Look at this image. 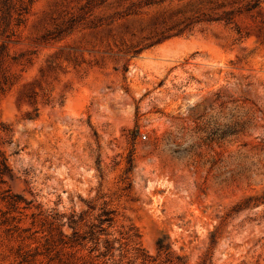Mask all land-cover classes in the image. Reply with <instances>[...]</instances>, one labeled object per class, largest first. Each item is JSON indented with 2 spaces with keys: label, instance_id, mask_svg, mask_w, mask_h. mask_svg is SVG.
Listing matches in <instances>:
<instances>
[{
  "label": "rangeland",
  "instance_id": "obj_1",
  "mask_svg": "<svg viewBox=\"0 0 264 264\" xmlns=\"http://www.w3.org/2000/svg\"><path fill=\"white\" fill-rule=\"evenodd\" d=\"M4 157L0 264H264V0H0Z\"/></svg>",
  "mask_w": 264,
  "mask_h": 264
},
{
  "label": "trees",
  "instance_id": "obj_2",
  "mask_svg": "<svg viewBox=\"0 0 264 264\" xmlns=\"http://www.w3.org/2000/svg\"><path fill=\"white\" fill-rule=\"evenodd\" d=\"M2 165H3V169L0 168V172H4L5 169H8V164L5 161V157L4 160H0ZM108 212L104 211V213L99 215V223H94L92 225V227H90V229L87 231L89 233V237L88 234L87 235H79V231L76 227L77 221L76 219L72 218L70 221V227L72 228V235L69 236V247H73L77 244H81L82 241H80V239L85 240L87 238H90L91 240H94L96 243V248L97 250H100V243H104L105 244V250L100 251L99 254L97 255L98 257H104V261L102 264H106L107 262H109L110 260L113 261V263L118 264V261H116V259L114 258V250H115V245L113 244V241H115L114 238L111 237V233L109 231H107L104 227V223L105 221H111L112 217L108 216ZM66 236H68L67 234H65ZM80 237V239H79ZM157 247L159 252L163 251L164 253H166V255L170 254V249L169 247H167V245L163 244V242L161 240L158 241L157 243ZM62 264H101V263H97L95 262V259L90 258L88 260H79V259H72V260H67V261H63Z\"/></svg>",
  "mask_w": 264,
  "mask_h": 264
},
{
  "label": "built area",
  "instance_id": "obj_3",
  "mask_svg": "<svg viewBox=\"0 0 264 264\" xmlns=\"http://www.w3.org/2000/svg\"><path fill=\"white\" fill-rule=\"evenodd\" d=\"M144 137H145V135H144Z\"/></svg>",
  "mask_w": 264,
  "mask_h": 264
}]
</instances>
